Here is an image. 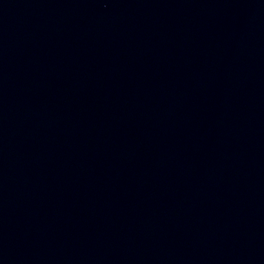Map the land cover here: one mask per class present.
<instances>
[{"label": "water", "instance_id": "95a60500", "mask_svg": "<svg viewBox=\"0 0 264 264\" xmlns=\"http://www.w3.org/2000/svg\"><path fill=\"white\" fill-rule=\"evenodd\" d=\"M0 264H264V0H0Z\"/></svg>", "mask_w": 264, "mask_h": 264}]
</instances>
